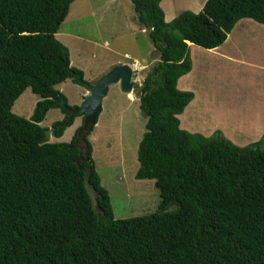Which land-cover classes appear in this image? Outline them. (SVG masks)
<instances>
[{
	"label": "trees",
	"instance_id": "trees-1",
	"mask_svg": "<svg viewBox=\"0 0 264 264\" xmlns=\"http://www.w3.org/2000/svg\"><path fill=\"white\" fill-rule=\"evenodd\" d=\"M72 1L0 0V264H264V133L241 146L178 117L194 96L178 88L192 68L188 42L215 48L242 18L264 24V0H205L170 21L161 0H132L156 52L136 86L146 122L135 177L152 179L160 201L129 218L113 217L89 133L80 163L77 133L49 141L76 117L56 85H92L55 36ZM27 87L40 99L24 117L12 106ZM51 108L63 117L48 128Z\"/></svg>",
	"mask_w": 264,
	"mask_h": 264
},
{
	"label": "rangeland",
	"instance_id": "rangeland-1",
	"mask_svg": "<svg viewBox=\"0 0 264 264\" xmlns=\"http://www.w3.org/2000/svg\"><path fill=\"white\" fill-rule=\"evenodd\" d=\"M205 0H161L166 20L183 10L197 12ZM149 30L135 20L132 0H73L56 38L69 49L71 64L93 84L117 64L134 63L133 80L141 85L156 52ZM192 68L178 80V88L193 92V99L180 114V127L190 132L221 133L237 145L257 140L264 133V24L240 19L226 40L209 50L189 43ZM67 105L79 106L88 87L70 78L56 85ZM40 97L28 87L12 111L29 117ZM212 103L211 105H209ZM137 89L124 92L118 83L109 85L101 100L97 121L87 139L94 167L109 194L114 218H129L157 210L160 196L152 179H137V147L145 131L146 117L140 110ZM63 117L51 108L40 123L51 127ZM82 125L78 114L62 136L49 132L51 142H69ZM176 209V205L167 208Z\"/></svg>",
	"mask_w": 264,
	"mask_h": 264
},
{
	"label": "water",
	"instance_id": "water-1",
	"mask_svg": "<svg viewBox=\"0 0 264 264\" xmlns=\"http://www.w3.org/2000/svg\"><path fill=\"white\" fill-rule=\"evenodd\" d=\"M132 76L133 72L130 65L126 63L116 65L98 78L94 84L88 86V93L81 104L82 106H65L69 119H71L74 115H83V124L78 130L74 142L75 146L79 148V153L76 157V161L78 163L89 160L87 157L88 146L86 135L91 132L93 126L95 125L96 115L101 108V100L107 93L109 85L119 83L124 92H131L134 84ZM90 170L91 164L88 163L86 171L90 172Z\"/></svg>",
	"mask_w": 264,
	"mask_h": 264
},
{
	"label": "clouds",
	"instance_id": "clouds-1",
	"mask_svg": "<svg viewBox=\"0 0 264 264\" xmlns=\"http://www.w3.org/2000/svg\"><path fill=\"white\" fill-rule=\"evenodd\" d=\"M190 42H188V44H189ZM212 49V48H211ZM126 64H128V65H130L131 66V69H132V72H133V75H135V68L133 67V65H134V63H133V65H132V63H126ZM118 65V64H117ZM101 77V76H100ZM134 81V80H133ZM119 84V83H118ZM134 89V88H133ZM132 92V91H131ZM84 99H85V97H84ZM84 101V100H83ZM83 103V102H82ZM81 103V104H82ZM79 106H82V105H79ZM79 106H77V107H79ZM75 107V106H74ZM77 116V115H76ZM80 116H82V122H83V115H80ZM74 122V121H73ZM83 124V123H82ZM82 126V125H81ZM90 133V132H89Z\"/></svg>",
	"mask_w": 264,
	"mask_h": 264
},
{
	"label": "crops",
	"instance_id": "crops-1",
	"mask_svg": "<svg viewBox=\"0 0 264 264\" xmlns=\"http://www.w3.org/2000/svg\"><path fill=\"white\" fill-rule=\"evenodd\" d=\"M212 49H214V48H212ZM211 49V50H212ZM210 50V49H209ZM261 59H263L260 63H258L259 64V69H262L263 70V72H264V57H261ZM73 65V64H72ZM212 103H210L209 105H211Z\"/></svg>",
	"mask_w": 264,
	"mask_h": 264
},
{
	"label": "flooded vegetation",
	"instance_id": "flooded-vegetation-1",
	"mask_svg": "<svg viewBox=\"0 0 264 264\" xmlns=\"http://www.w3.org/2000/svg\"><path fill=\"white\" fill-rule=\"evenodd\" d=\"M132 79H134L133 76ZM136 86H137V82L134 81L133 88H136Z\"/></svg>",
	"mask_w": 264,
	"mask_h": 264
}]
</instances>
